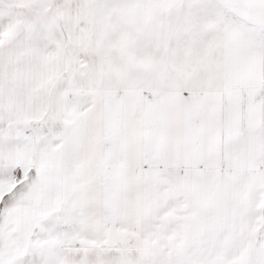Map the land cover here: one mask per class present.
<instances>
[{
    "label": "snow or ice",
    "instance_id": "6c2138e0",
    "mask_svg": "<svg viewBox=\"0 0 264 264\" xmlns=\"http://www.w3.org/2000/svg\"><path fill=\"white\" fill-rule=\"evenodd\" d=\"M0 264H264V0H0Z\"/></svg>",
    "mask_w": 264,
    "mask_h": 264
}]
</instances>
